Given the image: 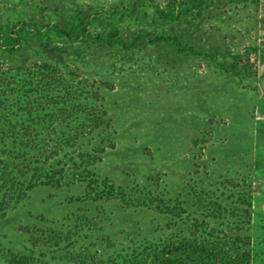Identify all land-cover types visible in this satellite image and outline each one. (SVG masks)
Returning <instances> with one entry per match:
<instances>
[{"label": "rangeland", "instance_id": "rangeland-1", "mask_svg": "<svg viewBox=\"0 0 264 264\" xmlns=\"http://www.w3.org/2000/svg\"><path fill=\"white\" fill-rule=\"evenodd\" d=\"M171 1L0 0L2 29L82 22L102 39L146 31L201 53L54 34L0 49V109L70 140L50 161L59 185L19 202L0 193V264L7 252L47 264H145L177 239L221 241L264 264V0H205L162 19L156 8ZM44 66L70 90L66 104H39L62 92L59 79L46 87Z\"/></svg>", "mask_w": 264, "mask_h": 264}, {"label": "trees", "instance_id": "trees-1", "mask_svg": "<svg viewBox=\"0 0 264 264\" xmlns=\"http://www.w3.org/2000/svg\"><path fill=\"white\" fill-rule=\"evenodd\" d=\"M205 0H189L190 6H182L180 0H172L170 4L162 9L156 8V14L162 19L177 21L184 15L202 9ZM132 15L139 13V6L129 8ZM54 34L60 38H66L72 42L102 41L110 47L119 46L126 50L134 48L141 43L157 44L167 41H174L181 52H191L200 55V52L182 45L176 37H155L154 35L141 31L132 41L123 40L117 33L111 34L108 39L94 36L89 30L88 24H70L68 27L59 24H49L44 27L31 24L27 21H19L6 29L0 28V49L8 52H16L25 41L27 36L42 37ZM42 76L46 80V87L52 81L59 79L58 74L49 66L42 67ZM62 92L56 96L45 95L43 104L69 102L71 98L70 90L63 82ZM2 86L0 83V90ZM4 101L0 98V108ZM44 102V103H43ZM74 107V106H73ZM71 109L61 111L62 118L68 119L73 112ZM77 111V110H76ZM50 116V115H49ZM92 122L102 125L100 117L92 116ZM62 136V134H61ZM58 136L57 132L44 133L29 124H18L12 121L6 113V109H0V193L15 202L21 201L28 191L36 186H55L62 181V174L56 172L50 161L53 160L64 145L69 143V139ZM248 238L244 240L243 247H249ZM221 241L198 243L191 240L177 239L165 244L161 249L155 248L152 252L150 262L145 264H249L250 254L247 251H231ZM70 255V254H69ZM5 259L8 264H47L44 260L32 257L13 254L7 252ZM83 254L71 256V261H82Z\"/></svg>", "mask_w": 264, "mask_h": 264}]
</instances>
